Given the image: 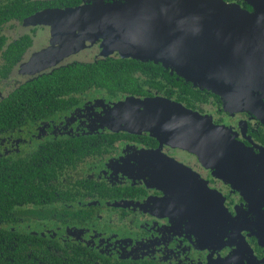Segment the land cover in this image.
<instances>
[{
  "label": "flooded vegetation",
  "instance_id": "obj_1",
  "mask_svg": "<svg viewBox=\"0 0 264 264\" xmlns=\"http://www.w3.org/2000/svg\"><path fill=\"white\" fill-rule=\"evenodd\" d=\"M91 2L0 0V101L25 86L0 124L11 244L34 264H264V95L228 108L160 63L102 54L101 39L46 53L70 39L46 9ZM118 58L144 62L136 93L46 76ZM140 100L190 111L173 119L183 140L134 128Z\"/></svg>",
  "mask_w": 264,
  "mask_h": 264
},
{
  "label": "water",
  "instance_id": "obj_2",
  "mask_svg": "<svg viewBox=\"0 0 264 264\" xmlns=\"http://www.w3.org/2000/svg\"><path fill=\"white\" fill-rule=\"evenodd\" d=\"M246 1L250 10L223 0H92L46 9L51 32L70 38L46 53L59 59L86 40L101 39V53L117 51L122 57L160 63L220 95L228 108L239 106L257 92L264 95V0ZM44 13L34 20H42ZM140 102L143 109L131 126L153 130L170 142L183 140L179 134L187 133L188 126L173 119L190 111L173 102Z\"/></svg>",
  "mask_w": 264,
  "mask_h": 264
},
{
  "label": "trees",
  "instance_id": "obj_3",
  "mask_svg": "<svg viewBox=\"0 0 264 264\" xmlns=\"http://www.w3.org/2000/svg\"><path fill=\"white\" fill-rule=\"evenodd\" d=\"M112 60H116V63L112 65ZM140 61L127 59V58H118V59H108V61H98L95 64L87 65L81 67V70L70 69L66 70V72L55 71L46 76L48 77H65V78H82L81 84L86 85L89 83L88 81L92 77H96L98 84L103 85L109 91L113 89V87L119 86L121 90H127L130 93H136L138 88L142 84V77L137 75L136 71L143 72V66L145 64L139 63ZM143 65V66H142ZM158 67H152V70H157ZM159 70H165V68H160ZM167 71V70H166ZM128 80V81H126ZM53 85L57 84L58 81L52 82ZM72 84V83H70ZM67 84V85H70ZM119 84V85H118ZM25 91V86L18 89V91H14L10 93L7 97L0 101V124L4 123L6 120H11L13 117L12 109L15 108L16 98L21 94V92ZM8 167V165H7ZM6 168V163L0 160V178L4 176L5 173H11L8 168ZM6 178L4 176V179ZM6 185V184H5ZM9 204L4 195L3 183L0 181V216L1 212L9 213ZM4 209V210H2ZM15 241L13 234L10 230L4 229L3 225L0 224V264H34L35 259H32V255L28 257V252L25 250V245L18 244L17 246H13L11 244ZM36 256H38V260L41 258L40 253L36 251ZM42 255H44L42 253ZM49 264H54L53 262H49Z\"/></svg>",
  "mask_w": 264,
  "mask_h": 264
},
{
  "label": "rangeland",
  "instance_id": "obj_4",
  "mask_svg": "<svg viewBox=\"0 0 264 264\" xmlns=\"http://www.w3.org/2000/svg\"><path fill=\"white\" fill-rule=\"evenodd\" d=\"M107 53H108V52H106V53H102V54H107ZM159 134H162L161 131L159 132Z\"/></svg>",
  "mask_w": 264,
  "mask_h": 264
}]
</instances>
